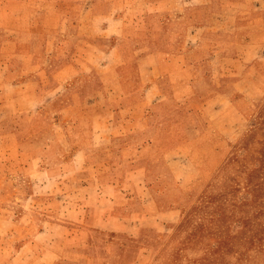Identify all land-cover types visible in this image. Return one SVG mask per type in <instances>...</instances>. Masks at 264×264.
<instances>
[{
	"label": "rangeland",
	"instance_id": "rangeland-1",
	"mask_svg": "<svg viewBox=\"0 0 264 264\" xmlns=\"http://www.w3.org/2000/svg\"><path fill=\"white\" fill-rule=\"evenodd\" d=\"M90 1L34 0L31 8L16 10L18 31L26 27L25 19L34 21V39L28 43L25 39L20 40L15 49L18 57L23 56L31 43L30 47L43 63V71L39 73L38 92L47 100L44 114L47 113L50 117L44 118L43 115L33 120L30 127L35 134L34 145H30L28 138V146L23 144L21 151L24 152L25 147L28 149L26 152L29 153L28 158L33 159L35 170L40 166L37 163H41L45 143L54 141L56 147L50 149L51 157L47 158L49 163L54 164L50 167L44 161V167H49L48 171L39 170L33 174L22 171L19 167L20 160L24 162L27 155L9 160L0 168V264H264V61L258 58H264V46H250L247 49L254 54L221 62L225 71L219 88L224 99L205 107L208 120L199 121L207 128L209 126L210 133L196 138L193 160L186 155L189 147L181 143L180 152H172L166 156L172 166L149 169L151 178L153 175L154 178H162L164 197L155 202L139 200L136 203L138 210L149 213L141 220L146 225L142 231L110 232L94 227L81 231L78 228L86 226L85 210L91 203L84 198L86 193L80 189L77 180L81 175L87 176L93 171L85 166L81 167L83 156L72 160L73 150L66 156L67 163L64 166L57 165L65 144L62 147L58 141L54 133L56 125L51 116L62 111L65 117L73 118L71 122L76 126L78 120L75 116L81 115V127L85 128L89 127L86 118L88 119L87 113L91 110L99 113L98 118L105 111L112 110V103L107 106L103 99L104 105H100L102 110L106 108L103 112L96 104L85 99L94 95L90 92L91 78L87 66L94 60L100 62L99 54L90 57L91 51L121 43L120 40L111 42L103 36L105 22L104 19L101 21V13L105 12L98 6V30L94 33L97 38L93 39L89 30L91 18L88 22ZM128 1L130 4L136 1H146L148 4L152 0ZM165 1L168 4L163 5L162 9L157 6L147 8L142 2L138 8L141 29L145 30L149 23H157L159 26V22L152 20L158 16L157 13H168V16H160L159 20L162 21L176 11L187 18L188 30L189 20L191 28L200 27L205 24V20L211 21V29L215 33L216 29L224 31L226 36L223 41L227 46L235 43V49L240 46L239 41H235L237 37L232 35L234 30H241L243 33L253 31L256 36L254 40L264 43V0H209L204 8L196 6L202 0H197L194 7H189V0ZM177 1L178 5L170 8L169 2L176 4ZM181 1L184 2L182 6ZM100 2L105 4L106 0ZM43 5L48 11L46 16L43 15ZM82 8H85L83 18L80 17L83 29L78 32L73 29L69 40H64H68L65 46L60 38L59 24L66 16L76 25V16H80ZM116 8L119 9V6ZM129 11L137 9L128 7L124 17L130 18ZM113 14L116 18L120 16L116 9ZM229 35L231 38H228ZM165 39L164 37L162 41L165 42ZM62 45L66 48L65 52L55 55L58 46L60 48ZM76 53L80 57L75 56ZM254 57L257 60L255 66L246 62ZM78 62L83 64V68L82 64L80 67L75 64L77 69L66 70L70 71L66 76L58 74L59 69ZM234 67L235 71H230ZM80 68L81 72L76 77L84 78L81 81L88 86L87 89L81 87L82 84L74 78L68 81V77L79 73ZM56 75L59 76L58 79L62 77L63 83L67 80L65 84L68 89L61 85L51 87L54 81L58 83ZM112 76L114 80L119 79L118 73H113ZM101 78L97 76L93 79L98 86L101 85ZM100 89L95 88L94 92H99ZM118 94L117 91L116 96ZM116 100L113 103L117 113L114 118L115 127L132 129L133 117L141 106L133 102L125 103L124 106ZM180 106L181 113L189 112V106L196 111L200 108L198 103ZM171 107L169 103H165L161 108L148 111L170 115ZM61 117L58 115V120H63ZM102 122L105 123L104 120ZM161 122L163 121L158 123ZM195 123L198 121H189V118L179 123V127L188 131V136H183L184 139L193 138L188 133L189 126L193 128ZM0 125L3 128L10 127L12 122L2 120ZM73 125L69 129L71 144L76 148L91 144L89 136L84 137L83 142L80 137L76 138V127ZM105 125L101 127L104 132ZM21 137L25 141L26 136ZM19 139L22 141L20 137ZM74 139L79 143L74 144ZM2 141L8 139L3 137ZM3 155L0 151V161ZM197 159L201 160V166H197ZM100 170L108 171L105 167ZM31 179L34 180L32 184ZM43 181L44 186L41 185ZM47 193L50 199H47ZM125 205L127 204L122 203L123 208ZM157 211L166 215L174 212L177 218L165 220L162 215H157ZM43 226L46 229L41 234Z\"/></svg>",
	"mask_w": 264,
	"mask_h": 264
},
{
	"label": "crops",
	"instance_id": "crops-1",
	"mask_svg": "<svg viewBox=\"0 0 264 264\" xmlns=\"http://www.w3.org/2000/svg\"><path fill=\"white\" fill-rule=\"evenodd\" d=\"M142 2L143 6H147V8L157 6L162 9L163 5L168 4V1L165 0H152L148 1V4L146 1H136L130 4L128 0H106L105 4L100 0H91L89 3L90 17L88 22L91 18L92 26L90 24L89 30L93 39L97 38L94 33L98 30L96 24L99 19V13L96 12L98 6L103 8L105 12L101 13L103 14L101 21L104 19L105 22V25L103 24L105 32L103 36L111 42L120 40L121 43L113 44L106 49L91 51L90 57L99 54L100 62L97 63L94 60L87 66L90 73L89 78H91V81L89 80L90 92L94 95L85 99L96 104L101 110L103 108L100 105H104V102L107 106L112 103V110L105 111L106 108H104L102 112L105 111V113L100 114L99 118V113L91 110L87 113L88 119L86 118L89 127L85 126V128L81 127V120L83 119H80L81 115L75 116V119L78 120L76 126L73 125L74 122H71L73 118L65 117V113L62 111L55 112L51 116L53 124L56 125L54 133L58 137V141L61 142V146L63 147L65 144L64 149L59 154L57 165L59 167L64 166L67 163L66 156L73 150L75 152L72 160L75 161L80 155L83 156L81 167L85 166L93 171L90 175H81L77 180L80 189L86 193L84 198L91 203L85 210L86 226L78 227L81 231H87L94 227L110 232L119 230L135 233L137 230L142 231L145 228L146 225L141 223V220L149 213L146 210H138L136 203L139 200L155 202L164 197V190L161 189L162 178H157L158 176L154 178L155 175L151 178L149 169H162L167 165L172 166V162H168L166 156L172 152H180L181 143L183 146L189 147V152L186 155L188 159L193 160L192 156L196 151L195 141L210 133L209 126L207 128L204 123L199 121V119L208 120L205 107L209 104H215L217 100L224 99L219 88L222 85L221 76L225 71L221 62L224 60L233 61L236 57L244 56L245 58L247 55L254 54L249 51L250 49H247L250 46L256 48H263L264 46L263 42L258 43L254 40L256 36L253 31L243 33L241 30H234L232 33L234 37H237L236 40H232L239 41L240 48L235 49V43L227 46L228 44L223 41L226 36L225 32L216 29L215 33L211 29V21L205 20V24H201L200 27L194 28L193 26L191 28L189 20L188 30L187 18L176 11L162 21L159 20L160 16H168V13L163 11L157 13L158 16L152 20L159 22V26L157 23H149V28L141 29L138 22V8ZM182 2L181 6L184 5ZM195 2L197 0H189V7H194ZM208 2L209 0H202V3L196 6L204 8ZM34 3V0H0V124L2 120L12 122L10 127L3 128L0 125V151L4 154L0 161V168L9 160L27 155L24 162L20 160L19 167L28 174H33L39 170L48 171L49 167L47 166L51 167L54 163H49L47 158L51 157L52 150L50 151V149L56 147L54 141L49 140L45 143L43 146V148L45 147L44 153H41V163H37L40 166L35 170H33L35 166L33 159L28 158L29 153L26 152L28 149L25 147V151H21L23 144L28 146V138L30 145H34L35 134L30 127L33 120L43 115L44 118H50L47 113L44 114L47 100L38 92L40 86L39 73L43 71V63L36 56L33 48L30 47L31 43H29V47L27 46L23 56L19 55L20 57H18L15 49L20 40L25 39L28 43L35 37L32 19H25L26 27L23 30H17L18 14L16 10L23 7L25 9L31 8ZM178 3V1L176 4L169 2L170 8H174ZM115 5L119 6V9ZM128 7L137 9L134 12L129 11L130 18L124 17V12ZM45 8L46 6L43 5V9ZM79 8L81 7L79 6ZM84 9L82 8L83 11L79 14L80 16H76L78 18L76 25L70 22L69 17L64 16L62 18L61 24H59L61 28L59 33L63 41L69 38L73 29L76 32L83 29V22L80 17L83 18ZM114 9L120 15L118 18L113 14ZM47 13L48 11L45 9L43 15L46 16ZM151 29L153 30L151 31ZM164 37L166 38L165 42L162 41ZM228 38L231 36L229 35ZM68 40L63 42L65 46H67ZM242 44L243 50H241ZM65 46L62 45L60 48L58 46L55 55H61L62 52H65ZM76 55L79 56V53ZM262 57H264V53ZM255 58L246 62L255 66V62L257 63ZM258 58L264 61L261 56ZM75 64L80 67L82 63L78 62L65 66L59 69L58 74L63 73V76H66L70 72L66 70L77 69ZM81 68H83V64ZM81 68L79 73L70 75L68 81L74 78L75 81L82 84L81 87L87 89L88 86L81 81L84 78L76 77L80 74ZM230 71H235V67ZM113 73H118L119 79L114 80ZM97 76L102 77L99 86L93 80ZM56 77L58 83L54 81L51 87L61 85V87L68 89L65 84L67 80L65 79L63 83L62 77L59 79L58 75ZM98 87L101 88L100 91L94 92V89ZM135 89L136 91H134ZM117 91L119 94L116 96ZM234 93L236 92L234 91ZM115 100L124 106L125 103L131 104L132 102L141 106L139 112L133 117L132 129L115 127L114 118L115 114L117 115L115 107H113ZM165 103L172 106L169 110L172 112L170 115L167 113L163 115V112L160 111L156 113L155 111L154 113L148 111L157 107L161 108V105ZM187 103L189 105L200 104L199 111L193 110L189 106V112L181 113L180 105ZM56 114L61 115L60 119L63 120H58ZM188 118L189 121H198V123H195L197 128L189 126L188 134L193 138L186 140L183 136H188V131L179 127V123ZM103 120L106 125L102 122ZM111 120L112 123H110ZM159 121L163 122L158 123ZM13 123H15L14 126ZM70 125L76 127L74 133L76 132L77 139L80 137V141L83 142L84 137L89 136L91 144H86L84 148H76L75 145H72ZM103 125H105L106 132L101 128ZM21 136H26L25 141ZM3 137L8 141H2ZM75 139L74 144L79 143ZM44 161L47 163L46 167H44ZM196 164L201 166V160L197 159ZM102 167L108 171L101 172ZM33 181L31 179L30 183L32 184ZM44 183L43 181L41 185L44 186ZM50 198L49 193H47V199ZM122 203L127 205L123 208ZM117 205L119 206L117 207ZM157 215H162L168 221L177 218L174 212L169 215L166 213H158ZM111 216H113L112 219ZM45 229L46 227L43 226L40 233L43 234Z\"/></svg>",
	"mask_w": 264,
	"mask_h": 264
}]
</instances>
